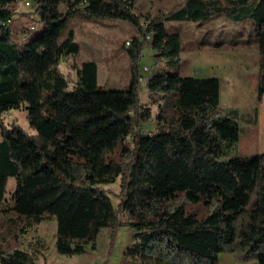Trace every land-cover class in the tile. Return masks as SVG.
<instances>
[{"label":"trees","instance_id":"1","mask_svg":"<svg viewBox=\"0 0 264 264\" xmlns=\"http://www.w3.org/2000/svg\"><path fill=\"white\" fill-rule=\"evenodd\" d=\"M36 1L42 27L21 42L13 21L18 0H0V19L11 18L0 30V264H35V253L20 244L47 217L57 221L60 254L96 249L105 229L112 243L118 228L128 226L138 241L130 250L142 264L149 263L145 256L158 264H218L221 252L264 264V153L223 160L248 130L238 110L221 105L220 77L182 73V37L167 27L172 20L217 17L247 22L264 57V0H186L155 15L139 13L140 0ZM71 16L135 25L139 35L126 46L128 88L100 85L96 60L76 66L71 86L61 69L80 49L73 32L61 38ZM149 40L159 67L147 80L159 107L150 132L143 124L153 111L139 86ZM258 91L262 101L264 62ZM23 106L34 132L4 121V113ZM119 176L123 199L116 206L102 185ZM10 177L16 185L6 201ZM200 200L206 216L187 209Z\"/></svg>","mask_w":264,"mask_h":264},{"label":"rangeland","instance_id":"2","mask_svg":"<svg viewBox=\"0 0 264 264\" xmlns=\"http://www.w3.org/2000/svg\"><path fill=\"white\" fill-rule=\"evenodd\" d=\"M26 0H18L22 15L28 24H20L15 19L14 27L20 30L18 41H25L23 33L29 31L31 25L42 27L39 16L34 9L25 4ZM186 0H140L137 6L139 13L150 11L152 15L168 14L182 7ZM247 22H231L217 17L206 22L168 21L171 32H178L182 37L183 62L182 73L186 75L210 76L221 79V105L229 110H238L239 120L248 131L241 135L239 142L223 158L227 160L234 154L251 155L264 153V96L259 99L258 85L261 64L264 57L259 51L258 40L253 28ZM39 24V25H38ZM23 25V26H22ZM36 31V30H35ZM34 31V32H35ZM74 33L79 43L78 53L70 55L62 64V71L69 76L71 86L77 80L76 66L86 60H96L99 65V83L108 89H126L131 82V59L126 46L132 44L135 35H139L134 24L123 19L82 18L71 16L62 30L64 39ZM155 51L149 40L142 53L141 78L139 82L142 103L152 107L153 119L143 124V130L154 131L157 127L159 107L149 98L147 80L159 67L155 65ZM147 66L148 69H147ZM257 112V122L251 117ZM6 124L18 123L29 132H34L27 120V110L23 106L4 113ZM130 140L132 137L129 138ZM16 185L15 177H10L6 201L12 199ZM116 206L123 199L122 178L115 182L103 184ZM188 211H196L200 216L208 214L203 200L188 204ZM57 221L47 217L43 222L28 229L20 244L36 255L35 264H138L139 257L133 249L135 242L131 229L120 226L110 242V229L101 232L96 249L90 246L84 254H60L56 250ZM148 264H158L152 256L143 257Z\"/></svg>","mask_w":264,"mask_h":264},{"label":"crops","instance_id":"3","mask_svg":"<svg viewBox=\"0 0 264 264\" xmlns=\"http://www.w3.org/2000/svg\"><path fill=\"white\" fill-rule=\"evenodd\" d=\"M23 12H26V11H20L19 8L17 9V11H15V17H14V22H15V19L18 18V23L20 24H28L26 23L27 22V18L30 19V17L32 15H22ZM23 26V25H22ZM16 29H17V26H16ZM18 33L20 30H18ZM134 242L135 244L138 243V241L134 238ZM138 264H142V260L140 258V260L138 261ZM218 264H259L257 260L255 261H251V262H247V263H243V262H239L236 258V255L233 253V252H221L220 255H219V262Z\"/></svg>","mask_w":264,"mask_h":264},{"label":"built area","instance_id":"4","mask_svg":"<svg viewBox=\"0 0 264 264\" xmlns=\"http://www.w3.org/2000/svg\"><path fill=\"white\" fill-rule=\"evenodd\" d=\"M25 4L26 5H28V6H30V7H32L34 10L38 7V5H39V3H38V1H36V0H26L25 1ZM6 8H7V6H6ZM10 22H11V18L10 17H7L6 19H0V30H2V28L3 27H5V26H7L8 24H10ZM39 25V24H38ZM37 24L36 25H31L30 26V29H29V31L28 32H26V34L25 33H23L21 36H23V39L24 40H27L29 37H30V35L35 31V30H37ZM23 42V41H22ZM148 68V67H147ZM140 79H142V78H140ZM148 132H150V131H148Z\"/></svg>","mask_w":264,"mask_h":264}]
</instances>
